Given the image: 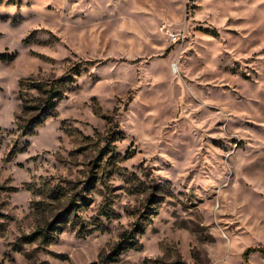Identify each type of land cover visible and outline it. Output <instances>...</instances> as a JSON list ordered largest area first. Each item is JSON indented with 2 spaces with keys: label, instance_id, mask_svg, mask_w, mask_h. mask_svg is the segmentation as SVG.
I'll return each instance as SVG.
<instances>
[{
  "label": "rangeland",
  "instance_id": "1",
  "mask_svg": "<svg viewBox=\"0 0 264 264\" xmlns=\"http://www.w3.org/2000/svg\"><path fill=\"white\" fill-rule=\"evenodd\" d=\"M68 77L23 136L20 93ZM248 248H264V0H0V264Z\"/></svg>",
  "mask_w": 264,
  "mask_h": 264
},
{
  "label": "trees",
  "instance_id": "2",
  "mask_svg": "<svg viewBox=\"0 0 264 264\" xmlns=\"http://www.w3.org/2000/svg\"><path fill=\"white\" fill-rule=\"evenodd\" d=\"M74 82L75 81L69 79V77L66 79L60 78L59 80L53 81L47 85L46 89H43V91H41V89L36 86L37 90L41 92L42 96L40 95L34 99H30L27 97V95H21L20 93L19 99L21 101L23 113H32L27 119L23 120V123L20 125V130L23 136L33 134V131L37 125L42 124L48 118L54 117L56 115V107L58 102L64 98L66 92H70L72 90V88H68L67 85L69 84L70 86ZM38 86L42 87L43 85L39 84ZM40 236L45 239V232H41ZM125 237L128 239L132 238L128 236ZM127 246L130 247L131 245ZM254 252L264 254V248H248L243 253V259L246 260V264L248 256Z\"/></svg>",
  "mask_w": 264,
  "mask_h": 264
}]
</instances>
